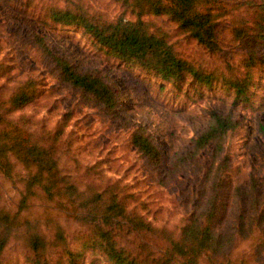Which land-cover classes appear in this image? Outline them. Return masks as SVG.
I'll return each mask as SVG.
<instances>
[{
    "label": "clouds",
    "instance_id": "1",
    "mask_svg": "<svg viewBox=\"0 0 264 264\" xmlns=\"http://www.w3.org/2000/svg\"><path fill=\"white\" fill-rule=\"evenodd\" d=\"M0 264H264V0H0Z\"/></svg>",
    "mask_w": 264,
    "mask_h": 264
},
{
    "label": "trees",
    "instance_id": "2",
    "mask_svg": "<svg viewBox=\"0 0 264 264\" xmlns=\"http://www.w3.org/2000/svg\"><path fill=\"white\" fill-rule=\"evenodd\" d=\"M116 48H118L120 51L124 52H132L134 49L139 48L140 42L134 38H129L125 42H116L114 45ZM171 70L174 74H178V71L176 69L175 64L173 63ZM91 84H94L95 82H90Z\"/></svg>",
    "mask_w": 264,
    "mask_h": 264
}]
</instances>
